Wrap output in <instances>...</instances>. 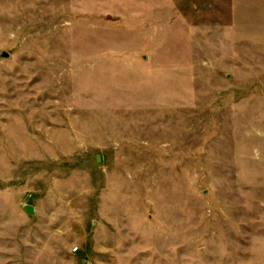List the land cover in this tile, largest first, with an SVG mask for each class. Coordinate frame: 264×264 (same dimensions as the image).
<instances>
[{
	"label": "rangeland",
	"instance_id": "1",
	"mask_svg": "<svg viewBox=\"0 0 264 264\" xmlns=\"http://www.w3.org/2000/svg\"><path fill=\"white\" fill-rule=\"evenodd\" d=\"M3 52L0 264H264V0H0Z\"/></svg>",
	"mask_w": 264,
	"mask_h": 264
},
{
	"label": "water",
	"instance_id": "2",
	"mask_svg": "<svg viewBox=\"0 0 264 264\" xmlns=\"http://www.w3.org/2000/svg\"><path fill=\"white\" fill-rule=\"evenodd\" d=\"M8 56V54L6 53V52H3L2 54H1V56L0 57H7ZM26 209L31 213V214H33V208L31 207V206H27L26 207Z\"/></svg>",
	"mask_w": 264,
	"mask_h": 264
}]
</instances>
